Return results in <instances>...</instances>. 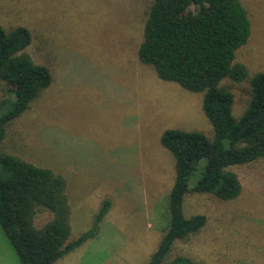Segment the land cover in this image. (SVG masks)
<instances>
[{"label":"rangeland","instance_id":"1","mask_svg":"<svg viewBox=\"0 0 264 264\" xmlns=\"http://www.w3.org/2000/svg\"><path fill=\"white\" fill-rule=\"evenodd\" d=\"M252 24L237 61L264 72V0H242ZM152 0H0V25L27 27L26 49L51 64L54 83L6 128L0 151L49 169L67 182L70 240L90 230L106 200L98 235L55 264H147L169 226L175 159L161 144L166 130L213 137L203 93L159 78L138 49ZM237 119L250 99L248 81L224 79ZM12 97L0 90V102ZM7 112L0 110V116ZM205 161L201 162V168ZM191 180L193 185L199 174ZM243 192L233 201L190 194L187 216L206 226L177 252L206 264H264V158L232 167ZM52 219L37 213L36 228ZM0 264H21L0 226Z\"/></svg>","mask_w":264,"mask_h":264},{"label":"trees","instance_id":"2","mask_svg":"<svg viewBox=\"0 0 264 264\" xmlns=\"http://www.w3.org/2000/svg\"><path fill=\"white\" fill-rule=\"evenodd\" d=\"M252 24L242 0H152L138 49L142 63L160 79L203 93V111L213 137L199 131L166 130L162 146L175 159L176 177L169 198V226L147 264H206L177 252V244L207 224L203 214L187 216L190 194H212L224 201L243 192L232 167H248L264 158V72L250 75L237 61V52L251 37ZM31 31L24 26L7 30L0 25V90L12 97L0 102V145L11 122L30 110L54 80L51 64L36 63L26 49ZM224 79L248 81L251 99L237 119L234 95L222 87ZM205 165L201 168V162ZM200 174L192 185L197 169ZM67 182L49 169L0 151V226L21 264H55L94 239L111 208L106 200L92 228L70 240L71 208ZM41 210L52 214L36 228Z\"/></svg>","mask_w":264,"mask_h":264},{"label":"crops","instance_id":"3","mask_svg":"<svg viewBox=\"0 0 264 264\" xmlns=\"http://www.w3.org/2000/svg\"><path fill=\"white\" fill-rule=\"evenodd\" d=\"M53 83H54V80H53ZM53 83H52V85H53Z\"/></svg>","mask_w":264,"mask_h":264}]
</instances>
